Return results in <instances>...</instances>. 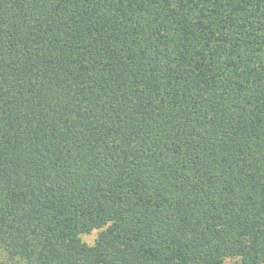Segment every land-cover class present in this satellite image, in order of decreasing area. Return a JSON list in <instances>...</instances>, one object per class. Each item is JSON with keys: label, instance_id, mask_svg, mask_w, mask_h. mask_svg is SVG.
<instances>
[{"label": "trees", "instance_id": "1", "mask_svg": "<svg viewBox=\"0 0 264 264\" xmlns=\"http://www.w3.org/2000/svg\"><path fill=\"white\" fill-rule=\"evenodd\" d=\"M0 264H264V0H0Z\"/></svg>", "mask_w": 264, "mask_h": 264}, {"label": "rangeland", "instance_id": "2", "mask_svg": "<svg viewBox=\"0 0 264 264\" xmlns=\"http://www.w3.org/2000/svg\"><path fill=\"white\" fill-rule=\"evenodd\" d=\"M103 230H96L90 234H85V235H81L80 238L82 240L83 243L89 245V246H93L96 242V240L98 239V237L100 236V233Z\"/></svg>", "mask_w": 264, "mask_h": 264}]
</instances>
